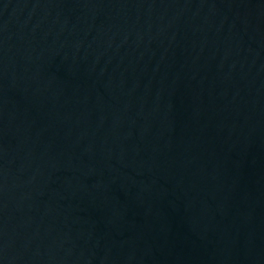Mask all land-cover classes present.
Here are the masks:
<instances>
[{
	"label": "water",
	"instance_id": "1",
	"mask_svg": "<svg viewBox=\"0 0 264 264\" xmlns=\"http://www.w3.org/2000/svg\"><path fill=\"white\" fill-rule=\"evenodd\" d=\"M0 264H264V0H0Z\"/></svg>",
	"mask_w": 264,
	"mask_h": 264
}]
</instances>
